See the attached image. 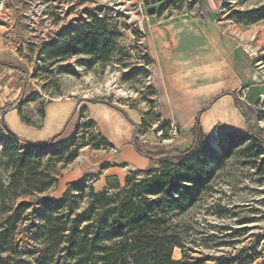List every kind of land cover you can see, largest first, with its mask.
Returning <instances> with one entry per match:
<instances>
[{
  "label": "rangeland",
  "instance_id": "rangeland-1",
  "mask_svg": "<svg viewBox=\"0 0 264 264\" xmlns=\"http://www.w3.org/2000/svg\"><path fill=\"white\" fill-rule=\"evenodd\" d=\"M165 1L0 0V223L12 216V208L19 201H30L20 216L15 234L20 258L32 260L35 242L31 239L30 230L35 218L30 213L39 196L60 198L67 183L75 180L99 190L105 183L106 175H116L123 184L124 175L137 170L132 169L129 163H117L119 152L99 143V132L87 126L88 118L84 114L87 102L109 101L146 119L148 126L143 134L136 129L132 139V142L136 139L138 145L142 144L146 152L160 153L147 150L146 147L151 145L144 142L145 132L156 128L155 136L160 140L179 135V127L170 123L165 129L167 136L161 137L163 120L156 106L152 107L149 103L152 98L147 74L149 67L143 57L146 49L142 42L148 24L168 14H214L224 28L239 29V49L244 42L256 47L253 55L241 49L240 53L242 60L264 82V17L253 23L229 17L232 9L245 10L264 5V0H182L184 5L180 10L172 5L161 9ZM90 12L107 17V22L117 28V50L110 61H100L91 68H85L76 65V57L47 62L39 59L43 43L57 39L70 25H77ZM65 63L70 65L71 73L60 69ZM12 65L25 72L12 69ZM40 67L46 71L39 70ZM252 82L242 83L241 90L255 84V81ZM73 88L77 89L75 98L78 105L71 110L70 103L68 105L71 101L67 99ZM34 92L38 93L35 100L28 101V95ZM18 98V107L4 111L6 104ZM51 99L58 100L52 102ZM51 103H60L62 107ZM48 109L53 112L47 118L49 122H46ZM247 117L248 121L240 131H251L264 141V86L257 93L252 111H247ZM70 121L73 124L68 125ZM9 130L39 144H45L55 133H60L52 142V146L56 145L60 152L53 154L51 146L37 160V171L42 173L41 179L52 182L50 187L44 186L39 190L41 184L30 176L32 186H21V194L13 197L10 184L16 172L5 155V146L12 144ZM225 131L218 127L205 134V139L218 154L221 152L219 143H225L222 137ZM73 133L76 135L73 145H65V139ZM22 145L23 141H19L18 146ZM252 161L240 155L225 159L216 171L210 188L182 216L190 227L185 241L186 247L193 250L191 255L206 258L222 253L233 254L243 247V254L253 258L250 264H264V181L256 173ZM149 163L159 167L158 163ZM35 185L36 188L32 189ZM238 229L242 231L234 233ZM224 241L229 244H219ZM172 256L174 259L181 256L178 247L173 249ZM206 262L211 263L212 259Z\"/></svg>",
  "mask_w": 264,
  "mask_h": 264
},
{
  "label": "trees",
  "instance_id": "trees-1",
  "mask_svg": "<svg viewBox=\"0 0 264 264\" xmlns=\"http://www.w3.org/2000/svg\"><path fill=\"white\" fill-rule=\"evenodd\" d=\"M169 5L180 10L184 3L182 0H167L161 9ZM229 17L253 23L264 17V5L245 10L232 9ZM117 35V28L107 22V17L90 12L77 25H70L57 39L43 43L39 59L47 62L76 57V65L91 68L97 62H108L113 58L117 50ZM143 57L150 67L148 54ZM12 69L25 72L16 65H12ZM60 69L72 72L66 63ZM39 70L46 71L43 67ZM149 86L152 94L149 103L155 107L156 92L151 84ZM37 94L28 95L27 100H35ZM19 101L18 98L6 104L4 111L18 107ZM236 104L248 121L237 98ZM246 107L247 111H252L251 106ZM162 122L161 137H166L165 129L169 123ZM87 126L95 128L94 121L88 119ZM147 126L146 119L142 118L137 126L138 132L143 134ZM197 126L198 123L192 128L193 144L184 150L152 154L134 139L132 145L136 151L147 157L149 162L158 163L159 167L151 165L128 171L123 184L116 175H107L105 185L99 190L75 180L67 183L60 198L39 196L30 213L35 218L30 230L31 239L35 242L32 260L19 257L20 250L15 240L20 216L30 204V201H19L12 208V216L0 223V264H250L253 258L243 254V247L233 254L222 253L206 258L191 255L193 250L186 247L185 241L190 227L182 216L199 202L223 161L233 155L251 158L256 173L264 181V141L251 131L229 129L222 134L225 143H219L221 152L218 154ZM9 133L12 144L5 146V155L16 172L10 184L13 197L21 194V186H32L30 176L41 184L39 190L44 186L50 187L52 182L41 179L42 173L37 171V160L49 150L60 133L54 134L45 144L21 138L10 130ZM75 137L74 133L67 137L65 145H73ZM19 141H23L21 147L18 146ZM99 143L110 146L100 133ZM52 148L53 154L60 152L56 145ZM238 231L242 230H234V233ZM175 247L181 251L177 259L172 256ZM207 259H212V262L207 263Z\"/></svg>",
  "mask_w": 264,
  "mask_h": 264
},
{
  "label": "crops",
  "instance_id": "crops-1",
  "mask_svg": "<svg viewBox=\"0 0 264 264\" xmlns=\"http://www.w3.org/2000/svg\"><path fill=\"white\" fill-rule=\"evenodd\" d=\"M239 34L238 28H224L212 13L199 16L172 14L147 25L142 42L151 59L148 78L156 92L155 106L161 120L175 123L180 130L179 135L163 140L156 138V128L145 132L144 142L151 145L146 147L147 150L166 152L190 147L194 142L192 128L196 123L206 135L218 127L239 131L244 128L247 119L236 104V98L247 114L246 105L254 106L264 82L242 60ZM252 81L255 84L241 90L242 83ZM76 90L73 88L67 99L71 101L68 102L71 110L78 105ZM51 100L57 102L58 99ZM51 104L62 107L60 103ZM86 104V117L94 121L96 131L107 139L110 147L119 152L117 163H129L132 169L151 166L132 145L141 116L105 100ZM52 112L51 109L46 112V122ZM70 123L73 121L67 124Z\"/></svg>",
  "mask_w": 264,
  "mask_h": 264
},
{
  "label": "built area",
  "instance_id": "built-area-1",
  "mask_svg": "<svg viewBox=\"0 0 264 264\" xmlns=\"http://www.w3.org/2000/svg\"><path fill=\"white\" fill-rule=\"evenodd\" d=\"M240 49L248 55H253L256 52V47L250 42L241 43Z\"/></svg>",
  "mask_w": 264,
  "mask_h": 264
}]
</instances>
